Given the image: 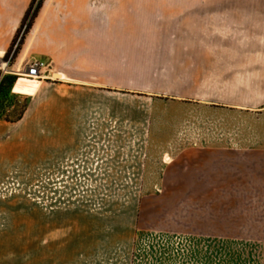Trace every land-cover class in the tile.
<instances>
[{"label":"rangeland","instance_id":"1","mask_svg":"<svg viewBox=\"0 0 264 264\" xmlns=\"http://www.w3.org/2000/svg\"><path fill=\"white\" fill-rule=\"evenodd\" d=\"M97 1L103 9L95 22L67 28L78 37L81 28L82 40L103 45L89 54L104 69L101 81L162 100L121 101V113L132 115L136 126L146 117L144 138L72 139L56 162L49 160L47 138L0 155L6 167L0 168V264H264L259 189L235 172L230 177L223 153L184 150L222 144L211 134L222 132L224 119L233 131L264 129V120L187 102L193 93L223 96V90L191 89V67L177 65L191 51L193 14L222 0ZM39 2L38 15L48 0L35 7ZM95 11L89 8V17ZM200 17L202 33L207 18ZM32 39L29 32L11 69L38 58ZM227 43L240 48L238 38ZM256 45L264 43L248 38L249 50ZM181 94L186 101L176 98ZM140 151L138 160L122 158ZM240 193L245 201L233 200Z\"/></svg>","mask_w":264,"mask_h":264},{"label":"crops","instance_id":"2","mask_svg":"<svg viewBox=\"0 0 264 264\" xmlns=\"http://www.w3.org/2000/svg\"><path fill=\"white\" fill-rule=\"evenodd\" d=\"M31 1L0 0V55L11 46ZM90 3L88 0H48L37 16L31 30L33 53L38 56L36 59L51 63L49 72L54 78L48 75L37 79L36 89L30 94L28 108L20 121L0 120V155L8 153V147L21 151L28 139L32 146H40V139L47 138L49 160L56 162L67 155L61 150L71 146L72 139L146 136V117L140 121L143 124L136 126L132 115L127 111L121 113V101L162 99L134 94L132 91L137 87L120 86L113 80L101 81L98 75L104 73V69L92 62L89 54L91 50H102L103 45H89L87 40H82L81 28L79 37L67 28L86 27L98 19L97 10L103 9V2L91 0ZM89 8L96 10L91 17ZM200 16L207 18L206 31L202 33H199L200 25L196 24ZM193 17L197 21L192 25L195 33L191 51L188 56H181L177 65L191 67L194 91L216 89L224 93L222 97H201L193 93L192 101L187 102L214 112H234L264 120V45L248 49V38L251 42L264 43V0L208 3ZM232 36L238 38L240 48H230L227 42ZM184 75L181 77L185 79ZM232 89L237 92L229 93ZM176 98L186 101L187 95ZM223 125L222 132L211 134L215 139L222 138V144L217 141L213 145L201 144L184 150L194 154L223 153L224 168L230 177L235 172L241 180H251L247 185L259 189L258 195L264 201V129L233 131L228 119H224ZM140 152H127L122 158L138 160L143 154ZM192 181L196 184L200 179L193 176ZM238 184L243 185V182ZM240 195L233 200L245 201V195Z\"/></svg>","mask_w":264,"mask_h":264},{"label":"trees","instance_id":"3","mask_svg":"<svg viewBox=\"0 0 264 264\" xmlns=\"http://www.w3.org/2000/svg\"><path fill=\"white\" fill-rule=\"evenodd\" d=\"M36 1L37 0L31 1L25 17L6 53L7 57H9L12 53L13 57H16L19 54L21 45L23 44L27 34L31 32L35 23V19L38 16L39 9L42 6V2H39L35 7ZM21 33V39L17 43ZM17 78L18 77L13 74H0V120L18 122L23 118L28 108V98H25L23 101H21L18 99L21 95L12 91Z\"/></svg>","mask_w":264,"mask_h":264},{"label":"built area","instance_id":"4","mask_svg":"<svg viewBox=\"0 0 264 264\" xmlns=\"http://www.w3.org/2000/svg\"><path fill=\"white\" fill-rule=\"evenodd\" d=\"M6 53L0 55V70L4 74L11 73L18 77L22 76V74H26L31 78H38L40 80L48 76L47 74L51 67V63L49 61L36 59L27 63L23 68L18 67L16 69H11L10 64L14 59L13 53L9 57H7Z\"/></svg>","mask_w":264,"mask_h":264},{"label":"bare ground","instance_id":"5","mask_svg":"<svg viewBox=\"0 0 264 264\" xmlns=\"http://www.w3.org/2000/svg\"><path fill=\"white\" fill-rule=\"evenodd\" d=\"M37 79L38 78H31L26 74H22V76L17 79L14 85V91L27 95L32 94L38 84Z\"/></svg>","mask_w":264,"mask_h":264}]
</instances>
